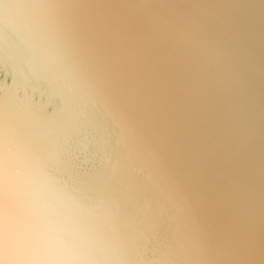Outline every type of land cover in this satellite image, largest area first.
I'll return each mask as SVG.
<instances>
[{"label":"snow or ice","instance_id":"obj_1","mask_svg":"<svg viewBox=\"0 0 264 264\" xmlns=\"http://www.w3.org/2000/svg\"><path fill=\"white\" fill-rule=\"evenodd\" d=\"M93 8L90 0H0V31L11 29L24 40L32 57L28 70L36 81L62 82L57 92L59 115L49 119L47 114L52 109L47 108L32 114L37 122L62 120L65 106H72L77 93L81 98L86 96L93 107L100 105L115 132V143L143 161V182L161 199L160 212L154 213L151 201L142 205L146 218H150V229L140 233L138 247L143 251L138 259L127 257L118 235L124 214L118 197L101 200L96 210L73 199L75 209L100 222L94 228L65 215L57 206L60 200L53 198L49 179L50 169L65 159L64 154L59 150L49 152L27 139L9 119L8 101L0 97V264H256L258 258L264 264V239L258 240L254 230L231 246L216 243L203 219L210 198L193 201L188 191L193 175L204 185H211L214 178L226 180L234 191L246 185H237L211 160L197 162L184 174L175 170L164 151L172 137L164 134L160 142L154 141L147 130L148 118L155 110L169 129L178 127L186 133L194 130V119L185 115L173 119L165 109L166 97H161L163 103H155L152 93L159 94L162 84L142 74L147 59L138 55L135 65L130 66L126 50L119 45L118 27L97 28ZM122 15L134 22L138 39L149 41L150 46L166 47L170 50L168 56L179 53L185 60L190 79L179 90L177 105L185 104L197 92L224 85L229 78L255 103L259 83V138L253 112V128L242 138L241 158L225 159L226 166L250 178L255 153L264 155V57L258 68L257 54L249 48L243 71L226 63L228 52L214 31L224 22L213 9L198 3L184 6L174 0H161L157 8L152 6V0H133ZM232 15L236 22L241 14L234 10ZM63 88L68 89V94ZM20 103L23 106V101ZM231 107L235 110V106ZM89 149H93L91 144L83 145L84 151ZM74 160L80 161L81 157ZM99 161L101 168L104 162ZM115 172L113 168L110 179H115ZM105 225L114 239L103 232ZM173 225L175 250L170 246L156 256L159 237L167 236Z\"/></svg>","mask_w":264,"mask_h":264},{"label":"bare ground","instance_id":"obj_2","mask_svg":"<svg viewBox=\"0 0 264 264\" xmlns=\"http://www.w3.org/2000/svg\"><path fill=\"white\" fill-rule=\"evenodd\" d=\"M119 1L120 4H117ZM132 2L133 0H90V3L93 5L97 3L98 8L103 12L104 18L101 26H108L110 28L112 25H116L118 27L120 32L119 45L127 52V63L130 66L135 65L138 55H142L147 59L148 63L143 65L142 74L161 82L162 87L159 94L154 92L152 96L158 105L164 102L161 97H166L167 103H165V109L168 110L173 107L172 104L176 100L171 87H169L175 78L171 72H175V70L179 71L177 73L180 74L178 78L179 82L184 80L182 76L186 74L187 78L185 83H187L190 79L188 65L181 54L173 53L172 56H168L170 50L166 47L150 46L149 41L137 38L133 31L134 22L129 17L122 15L128 10V6ZM135 2L138 3L139 0H135ZM160 3L161 0H152L153 7L158 8ZM198 4L213 9L220 19L223 11L217 1L210 0L207 2H199ZM92 11L96 13L95 7ZM221 21L224 22V20ZM93 24L97 28L99 27L94 20ZM214 31L216 37L222 42L224 34L223 27L218 26ZM98 34L105 35L104 32H99ZM223 47L225 48V46ZM0 59L9 63V70L14 76L11 88L5 89L4 85H0V97H4L8 101L9 119L15 126L22 129L27 139L32 140L40 148L47 149L49 152L59 150L64 154L67 151L66 143L70 135L78 132L83 125L95 123L96 127L100 128V132L105 131L106 128L109 129V131H105L106 138H103L101 146L104 149V158H102L104 163L102 167L100 168L99 165L97 169H93L88 174H77L73 170V166L64 159L61 163L50 169V188L53 198L59 199L63 204L61 205L59 201L56 202L57 206H60L62 211L65 212V215L81 221L89 228L96 227L100 222L95 216L89 215L88 213H80L78 209H75L72 204L73 199L77 198L88 209L96 210L101 200H111L114 196L118 197L124 212L118 225L120 229L118 235L124 245V252L127 257L129 259H138L139 254L142 252V248L138 247L141 243L140 233L141 231L150 229V218H146L142 205L147 201H151L154 213H159L160 204L162 203L161 199L150 186L143 182V177L146 175V173L141 172V168L144 167L143 161L139 156L128 154L122 145L115 143V132L111 129L110 120H108L102 107L100 105L93 107L91 101L86 96L81 98L79 93L73 97L72 106H65L62 120L45 123L37 122L32 114L43 112L51 97L57 96L58 98L57 92L62 88V82L51 81L50 84H46L47 87L44 89L46 92V101L44 100L43 103L41 101L34 103L31 100V96H24V91L27 88L39 90L38 81L35 80L34 84L29 82V79L33 76L28 70V61L32 57L25 46L24 40L20 35L12 32L11 29H3L0 31ZM168 60L177 61L168 62ZM33 62L36 63L35 61ZM226 63L236 70L239 66L232 62L230 52H228L226 57ZM231 80L232 78H230ZM221 86L224 88L214 90V87H209L203 92H197L194 96L186 100V104L191 107L186 108L185 111L189 109L191 111V108L194 107L199 118L205 115L203 121L208 124L209 119L215 113L217 104L216 100L210 97V95L227 96L231 91L230 87H225V84ZM18 87L22 88L23 92L17 99L15 92ZM63 91L65 94H68L67 88H63ZM209 91H211L210 94H208ZM21 101H23V106L20 103ZM60 107V104L53 105L52 111L50 114H47L48 118L55 119L59 115ZM239 112H230L226 119L228 126L239 127V121L237 120L234 123L233 120V117H236ZM54 113L56 115H53ZM148 128L154 130L152 136L156 142H160V137L168 130L163 117L159 112H155V110L148 118L147 130L150 135L151 131ZM110 138H112L113 143L109 142ZM113 168L116 169L115 179H110V176L113 174ZM57 189L60 191H57ZM146 190L148 192L145 193ZM143 194L148 195V199ZM159 199L160 202H158ZM69 224H72L71 219H69ZM103 232L109 238H115L113 233L109 231L108 225L103 227ZM170 234L174 241L169 242L170 238L166 241V238L162 239L160 237L159 240L161 243L159 244V250L155 252L156 256L167 251L170 246L175 250L176 238H174V225L170 228ZM90 235L92 234L90 233ZM116 255H119V253H116Z\"/></svg>","mask_w":264,"mask_h":264},{"label":"water","instance_id":"obj_3","mask_svg":"<svg viewBox=\"0 0 264 264\" xmlns=\"http://www.w3.org/2000/svg\"><path fill=\"white\" fill-rule=\"evenodd\" d=\"M118 1V0H117ZM210 0H176L175 3L184 6H189L193 3L207 2ZM221 5L223 11L220 19L224 20L223 41L222 44L226 50L231 53V60L234 64L239 65L237 70L245 69V62L248 59V50H255L256 64L259 68L261 58L264 57V0H213ZM120 4V1L117 3ZM96 9L95 23L102 27L103 12L98 8L97 3H94ZM239 11L240 17L235 18L232 15L233 11ZM252 33L250 37L248 33ZM243 62H241V60ZM177 60L168 62H176ZM164 62V60H163ZM241 62V64H239ZM8 62L0 59V85L4 88H11L13 74L9 70ZM168 71V70H166ZM179 71L171 72L175 78L172 80L169 87L173 91V96L178 97L179 90L185 85L186 74L182 77V82L178 81ZM31 78V77H30ZM260 74L257 73V81ZM168 79H170L168 77ZM29 82H35L32 77ZM228 82V83H227ZM225 83V87H230L231 91L227 96L210 95L216 100V109L208 124L203 121L205 115L199 118L194 107L188 111L185 104L177 105L173 102L168 113L173 119L177 115H185L194 119L195 127L191 133H186L181 128L169 129L165 134L172 137L170 143L164 145V151L167 153L170 164L175 170L181 174L188 172L194 168L196 163H206L212 161L214 167L221 168L226 175L233 177L237 185H246L245 188L239 191H234L233 185L223 179H213L211 185L202 184L199 179L193 175L188 182V191L193 201L202 200L206 197L210 198L209 208L204 213V221L206 226L213 232L216 243L222 246H231L235 240L244 236L250 229L254 230L258 240L264 239V155L259 151L255 153L254 161L250 165L252 172L249 177L244 176L237 168L228 167L225 164L227 158L240 159L242 138L247 131L253 128L251 117L253 112L256 114L255 131L257 140L261 133L259 120V102H260V86L256 85L257 96L253 103L252 99L241 92L239 84L233 79ZM46 84L38 81L39 90L27 88V96H31L34 103L44 100L46 101L45 91ZM215 89H223L224 87L212 86ZM22 88L18 87L15 92L17 98L22 94ZM25 92V91H24ZM211 91L208 92L210 94ZM176 101V100H175ZM57 96L51 97L45 109H53V105H58ZM231 106H235V110ZM236 117H233L234 123L238 120L239 127H230L226 122L230 112H238ZM50 114V112L48 113ZM154 134V130L148 128ZM106 132H100V128L96 127L95 123H87L83 125L78 132L70 135L67 141V151L65 161H68L73 166V170L77 174H88L93 169H97L100 161L104 158L103 138H106ZM109 142L113 143L112 138ZM84 144H91L93 149L83 150ZM110 145V143H109ZM98 153V154H97ZM81 157L80 161L74 160ZM92 161H95L93 163ZM148 192L147 190L145 193ZM150 192V191H149ZM143 196L148 199V195ZM160 202V199L158 200ZM157 202V203H158ZM162 239L166 238L169 242H173L170 229L167 236L161 235ZM159 237V239H160ZM176 238V235H174ZM155 247V245H154ZM143 251V249H142ZM256 264H261L260 258Z\"/></svg>","mask_w":264,"mask_h":264}]
</instances>
